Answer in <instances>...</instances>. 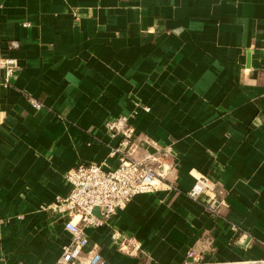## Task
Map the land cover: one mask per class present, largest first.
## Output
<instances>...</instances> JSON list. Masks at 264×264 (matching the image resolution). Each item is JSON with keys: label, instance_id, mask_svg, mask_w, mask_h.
<instances>
[{"label": "crops", "instance_id": "1", "mask_svg": "<svg viewBox=\"0 0 264 264\" xmlns=\"http://www.w3.org/2000/svg\"><path fill=\"white\" fill-rule=\"evenodd\" d=\"M120 114L134 157L170 146L169 184L87 227L88 245L112 264H180L189 249L264 264V0H0V264L55 263L72 234L43 205L79 163L117 164L104 122ZM203 176L212 207L187 194Z\"/></svg>", "mask_w": 264, "mask_h": 264}, {"label": "built area", "instance_id": "2", "mask_svg": "<svg viewBox=\"0 0 264 264\" xmlns=\"http://www.w3.org/2000/svg\"><path fill=\"white\" fill-rule=\"evenodd\" d=\"M12 47L17 41H10ZM4 68V85H9V77L16 66L14 59L1 60ZM32 104L40 103L32 99ZM139 104V103H138ZM140 105V104H139ZM144 110L149 107L142 105ZM136 113V110L133 111ZM106 131L118 138L117 146L110 147V155H117L118 162L110 168H103L95 162L79 163L64 174L70 184L69 192L57 195L52 201L43 205L55 213L66 215L64 227L72 234V240L62 246V252L54 264H112L104 259L96 245H88L85 233L87 227L101 225L106 218L125 206L137 193L151 192L165 183L171 156L170 146L156 147L142 158L132 154L137 144V134L128 115L109 117L104 122ZM156 164V165H153ZM201 193L208 196L209 207L216 200L214 182L207 177H198L187 191L188 196L197 198ZM98 209V213L94 212ZM111 239L117 248L128 254L140 251V242L132 234L112 229ZM180 264H208L193 249L187 251V259ZM210 264H235L233 261L213 262Z\"/></svg>", "mask_w": 264, "mask_h": 264}]
</instances>
